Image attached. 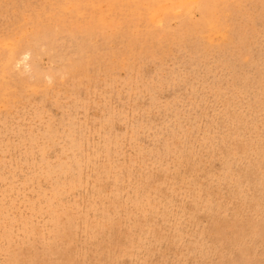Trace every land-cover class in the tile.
<instances>
[{
  "label": "rangeland",
  "instance_id": "obj_1",
  "mask_svg": "<svg viewBox=\"0 0 264 264\" xmlns=\"http://www.w3.org/2000/svg\"><path fill=\"white\" fill-rule=\"evenodd\" d=\"M0 264H264V0H0Z\"/></svg>",
  "mask_w": 264,
  "mask_h": 264
},
{
  "label": "bare ground",
  "instance_id": "obj_2",
  "mask_svg": "<svg viewBox=\"0 0 264 264\" xmlns=\"http://www.w3.org/2000/svg\"><path fill=\"white\" fill-rule=\"evenodd\" d=\"M201 13V12H200ZM199 25V24H198ZM203 25V24H202Z\"/></svg>",
  "mask_w": 264,
  "mask_h": 264
}]
</instances>
